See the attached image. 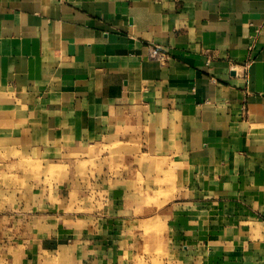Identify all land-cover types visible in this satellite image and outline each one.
I'll use <instances>...</instances> for the list:
<instances>
[{
    "label": "crops",
    "instance_id": "1",
    "mask_svg": "<svg viewBox=\"0 0 264 264\" xmlns=\"http://www.w3.org/2000/svg\"><path fill=\"white\" fill-rule=\"evenodd\" d=\"M2 175L0 264H264V0H0Z\"/></svg>",
    "mask_w": 264,
    "mask_h": 264
},
{
    "label": "rangeland",
    "instance_id": "2",
    "mask_svg": "<svg viewBox=\"0 0 264 264\" xmlns=\"http://www.w3.org/2000/svg\"><path fill=\"white\" fill-rule=\"evenodd\" d=\"M5 184L6 186L9 187V183L11 184H14V181H13V176H4L2 175L0 177V184ZM12 198V196H9ZM3 199H7V195H5V191L4 192H0V201L3 200Z\"/></svg>",
    "mask_w": 264,
    "mask_h": 264
},
{
    "label": "built area",
    "instance_id": "3",
    "mask_svg": "<svg viewBox=\"0 0 264 264\" xmlns=\"http://www.w3.org/2000/svg\"><path fill=\"white\" fill-rule=\"evenodd\" d=\"M149 54L153 58H162V57H164V53L161 50H159L157 47H155V46H151L150 47Z\"/></svg>",
    "mask_w": 264,
    "mask_h": 264
}]
</instances>
